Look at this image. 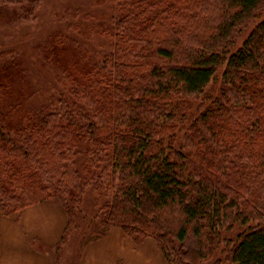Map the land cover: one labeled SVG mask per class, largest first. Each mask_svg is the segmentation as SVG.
<instances>
[{"label": "trees", "instance_id": "trees-1", "mask_svg": "<svg viewBox=\"0 0 264 264\" xmlns=\"http://www.w3.org/2000/svg\"><path fill=\"white\" fill-rule=\"evenodd\" d=\"M42 4L0 0V14L30 22ZM112 9L101 55L59 35L42 48L65 93L33 105L26 58H0V217L62 204L58 264L90 191L86 229L153 239L167 264H264V0Z\"/></svg>", "mask_w": 264, "mask_h": 264}, {"label": "rangeland", "instance_id": "rangeland-1", "mask_svg": "<svg viewBox=\"0 0 264 264\" xmlns=\"http://www.w3.org/2000/svg\"><path fill=\"white\" fill-rule=\"evenodd\" d=\"M112 3L113 0H43L38 18L30 22L13 21L12 18H6L0 14V58L14 54H20L26 58L33 81L34 95L31 100L33 105L40 103L46 97L48 99L51 95L65 93L64 86L59 81L58 67L53 63L48 64L44 60L41 54L42 48L50 44L51 40L55 39V35H59L67 42H71L70 44H78L82 48L88 49L95 57L101 55L102 52L109 49V41L99 37L97 29L101 23L110 24L113 20L115 12L112 9ZM39 46L41 47L38 48ZM51 202L58 203L56 200ZM94 203L93 194L86 191L82 213L88 219L85 223L82 215H79V218H72V226H80L73 234L74 236L77 233L80 234L81 229H86L90 222L89 218L95 213ZM111 227L107 229L100 226V228L86 229L83 235H79L80 239L74 236L66 238L64 246L58 249L61 255V261H58V264H78L82 243L89 237L96 236V233L93 234L91 231L103 232L107 229L104 236L106 237ZM242 230L243 227H239L235 232ZM104 237L88 241L86 246ZM32 242L38 251L53 254L56 264V256L52 250L57 245L53 248L46 246L44 250H39L38 245L42 244L40 239L36 238ZM140 261L141 264H144L143 257L140 258ZM81 262L82 258L79 264Z\"/></svg>", "mask_w": 264, "mask_h": 264}, {"label": "crops", "instance_id": "crops-1", "mask_svg": "<svg viewBox=\"0 0 264 264\" xmlns=\"http://www.w3.org/2000/svg\"><path fill=\"white\" fill-rule=\"evenodd\" d=\"M67 224L68 215L59 202L41 203L0 217V264H55L54 255L38 251L32 240L40 239L39 250L53 248ZM150 240L136 244L122 229L111 227L106 237L86 246L81 264H141V257L144 264H167L156 242Z\"/></svg>", "mask_w": 264, "mask_h": 264}]
</instances>
